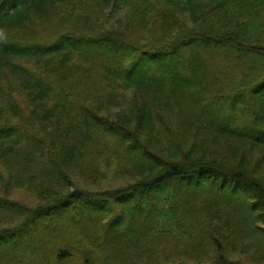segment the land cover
Segmentation results:
<instances>
[{
    "label": "trees",
    "instance_id": "obj_1",
    "mask_svg": "<svg viewBox=\"0 0 264 264\" xmlns=\"http://www.w3.org/2000/svg\"><path fill=\"white\" fill-rule=\"evenodd\" d=\"M261 164L264 0H0V182L60 188L0 196V264H260ZM112 166L135 180L63 194Z\"/></svg>",
    "mask_w": 264,
    "mask_h": 264
},
{
    "label": "rangeland",
    "instance_id": "obj_2",
    "mask_svg": "<svg viewBox=\"0 0 264 264\" xmlns=\"http://www.w3.org/2000/svg\"><path fill=\"white\" fill-rule=\"evenodd\" d=\"M115 16L110 18L107 21V25H113L115 22H117L119 19H122V15H120L119 13L114 14ZM98 47L99 44H96ZM101 45V44H100ZM94 47V45H93ZM108 47V51L110 50H117L116 47H111V46H107ZM201 52L203 53V57L206 59H209V57L207 56L209 55H214L215 51H211V49H205L202 48ZM200 73L206 74L205 70H200L198 71ZM135 96V95H134ZM133 94H130V96L128 95V98H132ZM131 100V99H130ZM131 105L130 104H126L124 103V105L122 107H118V108H107L104 109L102 111H100V113L102 115H105L107 117H111L112 119H117L118 117H122V118H126L128 117V113L130 112ZM249 158V157H248ZM250 159V158H249ZM260 157L256 156L255 158H252L249 160V163L254 165L259 161ZM227 163V162H226ZM229 163L231 164H235L237 163L236 160H230ZM260 168H256V170L254 171L256 177L264 183V165L261 164L259 165ZM107 173L105 174V176L98 178L96 181H91L88 179H85L84 177H77L75 178V182L77 183V185H73V187L71 188H66L64 189V193H67L69 191L75 190L76 187L78 186L82 189L88 190L90 192H104V191H109V192H113L117 189H121L125 186H127V184H130L131 182H133L135 180V177L131 178L130 175L128 174H122L120 173L119 169L116 168V166H112L109 169L106 170ZM2 172H4V168H2ZM4 174H6L4 172ZM4 184H2V182H0V196L2 197H6L9 200L15 201L18 204L25 206L26 208H29L31 210H35L37 207L39 206H43L44 204H48V203H52V198L56 197V194L59 193L60 188L59 189H53L48 193H42V194H37L35 191H28L26 192V189H20V188H14V189H4ZM54 214L59 215L60 212L59 211H54ZM108 218L106 216V220L104 221V223L106 221H108ZM90 220V219H89ZM20 219L18 220H11V221H0V230H2V228H6V227H11L14 226L16 223H20ZM44 222V221H42ZM36 226L35 227H31L29 234L30 236V241H26V239L24 238L25 234L28 232H23L20 235L9 239V245H14V246H23L25 251L27 253H29L36 245ZM25 239V240H24ZM112 247V246H111ZM114 248V246H113ZM2 249V245L0 246V250ZM74 261L69 262L70 264H84L83 262V257H81L80 255L76 254V256L74 257ZM236 260H240V261H246V257H235ZM162 264H166L163 263ZM247 264H253V263H247ZM260 264H264V262L260 263Z\"/></svg>",
    "mask_w": 264,
    "mask_h": 264
}]
</instances>
